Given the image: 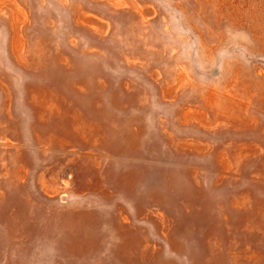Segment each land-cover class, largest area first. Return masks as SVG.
Listing matches in <instances>:
<instances>
[{
	"label": "rangeland",
	"instance_id": "1",
	"mask_svg": "<svg viewBox=\"0 0 264 264\" xmlns=\"http://www.w3.org/2000/svg\"><path fill=\"white\" fill-rule=\"evenodd\" d=\"M0 264H264V0H0Z\"/></svg>",
	"mask_w": 264,
	"mask_h": 264
}]
</instances>
